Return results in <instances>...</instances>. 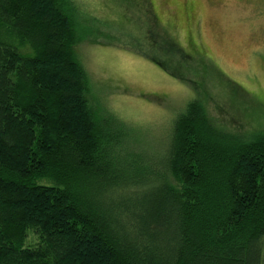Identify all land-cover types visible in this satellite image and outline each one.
Returning <instances> with one entry per match:
<instances>
[{
    "label": "trees",
    "instance_id": "trees-1",
    "mask_svg": "<svg viewBox=\"0 0 264 264\" xmlns=\"http://www.w3.org/2000/svg\"><path fill=\"white\" fill-rule=\"evenodd\" d=\"M77 15L0 0V264H264V131L195 99L149 162L91 104Z\"/></svg>",
    "mask_w": 264,
    "mask_h": 264
},
{
    "label": "rangeland",
    "instance_id": "rangeland-1",
    "mask_svg": "<svg viewBox=\"0 0 264 264\" xmlns=\"http://www.w3.org/2000/svg\"><path fill=\"white\" fill-rule=\"evenodd\" d=\"M71 2L91 104L132 128V146L149 162L166 152L176 116L195 99L227 130L264 131V0ZM171 41L187 59L164 57Z\"/></svg>",
    "mask_w": 264,
    "mask_h": 264
}]
</instances>
